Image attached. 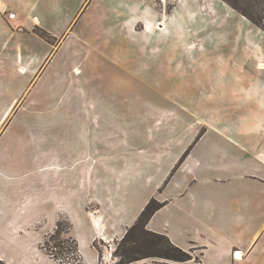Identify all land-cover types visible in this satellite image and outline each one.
Segmentation results:
<instances>
[{
	"label": "rangeland",
	"instance_id": "obj_1",
	"mask_svg": "<svg viewBox=\"0 0 264 264\" xmlns=\"http://www.w3.org/2000/svg\"><path fill=\"white\" fill-rule=\"evenodd\" d=\"M39 1L50 26L62 34L78 12L76 20L84 12L55 70H80L78 84L71 80V105L104 110L73 113L65 145L58 141L59 130L23 127L16 132L24 138L26 150L24 189L36 192L43 218L55 213L52 206L60 202L51 193L71 202L64 176L80 172L84 165L100 164L99 157L103 165H113L123 201L138 205L144 193L125 186L132 170L146 168L156 175L179 147L176 140L190 142L207 129L206 122L237 125L242 107L250 109L264 100V0ZM77 88L84 94H77ZM58 93L54 87V99ZM63 97L57 105L63 104ZM41 108L47 112L49 106ZM45 114L39 120L45 121ZM252 117L247 114L246 120ZM127 143L135 145L133 152ZM51 163L60 165L58 177L48 171ZM57 216L62 218L56 224L39 226V262L79 264L74 237L78 227ZM145 237L138 231L114 246L95 241L98 264H118L124 246L132 254L145 252Z\"/></svg>",
	"mask_w": 264,
	"mask_h": 264
},
{
	"label": "crops",
	"instance_id": "obj_2",
	"mask_svg": "<svg viewBox=\"0 0 264 264\" xmlns=\"http://www.w3.org/2000/svg\"><path fill=\"white\" fill-rule=\"evenodd\" d=\"M5 10L16 13V18L10 19ZM80 12L62 34L63 31L57 32L50 26L39 0H0V262L40 264L39 226L54 225L62 218L56 215H62L78 227L74 237L80 251L79 264H98L100 253L93 243L114 246L136 223L147 204L155 200L161 207L147 229L168 236L192 259H144L133 264H264L263 99L253 108L242 107L237 125L217 127L206 122L207 129L188 140L191 144L185 153L190 142L176 140L179 147L156 175L146 168L138 170L134 164L136 170L127 176L125 186L144 193L138 205L123 201L113 165H103L99 157L96 162L101 165L90 163L80 172L64 176L71 202H63L64 196L51 193L60 202L52 206L55 213L42 217L41 206L34 198L36 192H27L29 187L24 189L27 182L22 179V153L26 150L24 138L15 134L23 127L59 130L62 139L58 141L65 145L73 113L87 115L89 108L103 110L71 105L70 85L72 81L78 84L80 70H55L83 16L84 12L76 20ZM147 29L152 30L150 23ZM41 31L54 40H46ZM77 52L73 57H78ZM54 87L59 92L56 99ZM76 90L77 94H84L81 88ZM61 95L63 104L57 105ZM45 104L49 106L47 112L41 108ZM44 113L45 121L39 120ZM247 114L253 115L251 120H246ZM85 119H81L84 126ZM232 129H237V133H231ZM127 145L133 152L135 145ZM47 168L53 177L59 176V164L51 163ZM236 252L242 257L236 258ZM50 264L61 262L52 260Z\"/></svg>",
	"mask_w": 264,
	"mask_h": 264
},
{
	"label": "trees",
	"instance_id": "obj_3",
	"mask_svg": "<svg viewBox=\"0 0 264 264\" xmlns=\"http://www.w3.org/2000/svg\"><path fill=\"white\" fill-rule=\"evenodd\" d=\"M40 35L44 37L49 42L54 39L48 33L41 31ZM161 207V204L155 200L150 201L145 209L142 211L140 217L136 223L128 230L127 234L123 238V242H127L130 235L135 236L138 231L145 234V248L144 251H137L136 254H132L131 248L124 246L122 248L123 258L118 264H131L136 261H141L144 259H156L163 258L165 261L170 262H186L192 259V255L189 252L176 246L168 236L162 235L149 231L147 229L148 222L155 214L157 210Z\"/></svg>",
	"mask_w": 264,
	"mask_h": 264
},
{
	"label": "built area",
	"instance_id": "obj_4",
	"mask_svg": "<svg viewBox=\"0 0 264 264\" xmlns=\"http://www.w3.org/2000/svg\"><path fill=\"white\" fill-rule=\"evenodd\" d=\"M6 11H7V10H5V12H6ZM9 18L12 19V20L15 19V18H16V13H11V12H10V13H9ZM237 253H238V252H236V254H237ZM236 254H235V255H236ZM236 258H237V257H236Z\"/></svg>",
	"mask_w": 264,
	"mask_h": 264
},
{
	"label": "bare ground",
	"instance_id": "obj_5",
	"mask_svg": "<svg viewBox=\"0 0 264 264\" xmlns=\"http://www.w3.org/2000/svg\"><path fill=\"white\" fill-rule=\"evenodd\" d=\"M236 257H237V258H241V257H242V254H241V253H237V254H236Z\"/></svg>",
	"mask_w": 264,
	"mask_h": 264
}]
</instances>
